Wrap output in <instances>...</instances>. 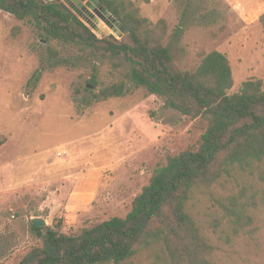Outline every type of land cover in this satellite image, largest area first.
Listing matches in <instances>:
<instances>
[{
  "label": "rangeland",
  "instance_id": "rangeland-1",
  "mask_svg": "<svg viewBox=\"0 0 264 264\" xmlns=\"http://www.w3.org/2000/svg\"><path fill=\"white\" fill-rule=\"evenodd\" d=\"M129 1L139 17L166 23L164 45L178 70L193 71L217 51L231 68L229 94L252 79L264 90V0ZM84 24L98 38H122L96 16ZM121 79L122 70L84 61L75 46L46 42L30 23L0 11V264H18L41 246L33 218L63 233L124 218L168 156L197 148L205 123L166 109L142 88L128 84L123 97L91 102ZM232 198L250 216L236 234L223 209ZM194 205L213 264H264V180L257 173L221 179Z\"/></svg>",
  "mask_w": 264,
  "mask_h": 264
},
{
  "label": "trees",
  "instance_id": "trees-1",
  "mask_svg": "<svg viewBox=\"0 0 264 264\" xmlns=\"http://www.w3.org/2000/svg\"><path fill=\"white\" fill-rule=\"evenodd\" d=\"M96 1L118 23L122 38H98L58 0H0V11L30 23L46 42L75 46L84 61L122 70V79L93 94L92 103L123 97L131 84L160 98L166 109L202 120L205 130L195 150L168 156L153 171L124 218L113 217L78 233L31 224L41 246L18 264H140L143 259L153 264H213L214 247L201 232L194 204L221 179L257 173L264 180L261 81L247 80L229 94L231 68L217 51L204 55L193 71H180L164 45L163 20L153 24L139 17L129 0ZM38 80L36 73L33 81ZM90 83L95 85L93 79ZM247 208L236 198L223 206L226 216L233 217L234 234L250 223Z\"/></svg>",
  "mask_w": 264,
  "mask_h": 264
},
{
  "label": "water",
  "instance_id": "water-1",
  "mask_svg": "<svg viewBox=\"0 0 264 264\" xmlns=\"http://www.w3.org/2000/svg\"><path fill=\"white\" fill-rule=\"evenodd\" d=\"M63 3L71 9L84 23H89V18H94V14L106 25L117 28L118 23L112 15L106 11L96 0H62ZM89 18H85L84 14ZM31 224L38 228L46 227V222L40 218H33Z\"/></svg>",
  "mask_w": 264,
  "mask_h": 264
},
{
  "label": "flooded vegetation",
  "instance_id": "flooded-vegetation-1",
  "mask_svg": "<svg viewBox=\"0 0 264 264\" xmlns=\"http://www.w3.org/2000/svg\"><path fill=\"white\" fill-rule=\"evenodd\" d=\"M84 16L85 17H87V18H89L88 16H86L85 14H84ZM96 15L94 14V17H95ZM97 17V16H96ZM89 20H94V18H89Z\"/></svg>",
  "mask_w": 264,
  "mask_h": 264
}]
</instances>
